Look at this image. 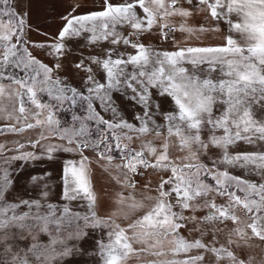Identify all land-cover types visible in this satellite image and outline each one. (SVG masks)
Here are the masks:
<instances>
[{
	"label": "snow or ice",
	"instance_id": "snow-or-ice-1",
	"mask_svg": "<svg viewBox=\"0 0 264 264\" xmlns=\"http://www.w3.org/2000/svg\"><path fill=\"white\" fill-rule=\"evenodd\" d=\"M74 12L53 42L36 44L26 13L0 0V136L20 137L0 142V264H65L81 251L70 242L91 233L99 264L131 255L139 264H264L238 254L254 238L264 242V0H102L98 11ZM194 14L227 23L230 34L204 44L209 29L191 25ZM147 36L173 49L148 46ZM75 38L100 50L69 65L83 73L80 87L60 75ZM60 154L73 158L59 176L62 203H53L51 173L23 176L14 165ZM93 164L123 189L106 216L97 212ZM145 173L158 177L156 195L137 200ZM19 179L35 195L20 194Z\"/></svg>",
	"mask_w": 264,
	"mask_h": 264
},
{
	"label": "rangeland",
	"instance_id": "rangeland-1",
	"mask_svg": "<svg viewBox=\"0 0 264 264\" xmlns=\"http://www.w3.org/2000/svg\"><path fill=\"white\" fill-rule=\"evenodd\" d=\"M113 3L119 2V0H112ZM12 6L16 11L20 13H26L27 22L31 24L32 30L27 36V39L39 44L51 43L54 38L57 37V33L65 24V20L62 17L69 16L75 8V15L85 14L92 11H98L102 7V0H11ZM185 7H189L185 3ZM232 19L235 21L237 17L233 15ZM189 23L193 26L199 27L203 25L209 31L203 34L202 40L204 44L219 45L224 41V37L229 35V26L225 22H216L211 19H205V16L202 14H194L190 19ZM219 29L216 31L215 29ZM125 35L130 31L127 27L121 29ZM234 37L238 38L237 33H231ZM87 35V34H85ZM175 39L177 41L183 42L184 35L177 32L175 33ZM148 46H153L156 48H163L172 50V42H164L159 40L157 36H147L143 41ZM68 48L71 51L64 57L62 63L65 66V70L60 73L62 77H67L68 80L75 86L80 87V79L83 76V73L80 76L73 74L69 65L74 61H77L81 55L88 57L90 55H98L99 49H92L85 47V41L82 38L70 39L67 41ZM104 47H107L105 44ZM32 53L34 56L39 58L46 64L51 65L53 63L51 56L48 53L47 49H41L39 47H33ZM43 99L47 101L48 97L44 96ZM170 98H168V103L162 105L163 110H169ZM59 118L64 123V126H71V112L64 111L59 113ZM91 127H95L94 124ZM25 136L33 135L32 130H28L24 133ZM95 138V137H93ZM17 139H20L18 136H0V142L11 145L16 142ZM239 151H249L251 150L249 146L240 145L238 148ZM118 158V153H114ZM71 154H60L53 160H43L36 162H17V167L22 169L21 175L27 176L31 175H41L44 173H51L50 176H46L47 183L50 185L51 191L49 193V199L53 203H62L60 201V185H59V176L61 173V168L64 160L72 159ZM92 180L95 193L97 195V212L100 216H106L111 211L116 208L115 197L117 192L123 191L122 187L118 185L114 179L115 173L105 172L98 165H92ZM236 175H241L240 170H234ZM138 180L137 189L135 190V198L137 200L142 199L145 195H156L154 189L156 187V181L158 177L148 175L145 173L143 178L136 177ZM43 183V181L41 182ZM151 183V188L145 187L146 184ZM17 187L20 189V194L24 193V188L28 190L27 194L35 195L32 191L34 185L31 182L19 179ZM131 191V190H129ZM127 195V193H125ZM142 210H136L132 218L141 215ZM203 215L204 213H198ZM118 222L125 226L129 223V220H124L123 218L118 219ZM183 234L191 239L187 230H182ZM91 238H86L75 243L76 247L80 249V252H77L74 256L70 257L65 261V264H99V258L95 255L96 251V234L91 233ZM47 239V237H43ZM252 247H246L241 250L238 254L242 259H247L248 256H255L259 261L261 257H264V242L259 241L258 239H252L249 241ZM127 264H139V260L135 255H131L127 261Z\"/></svg>",
	"mask_w": 264,
	"mask_h": 264
}]
</instances>
